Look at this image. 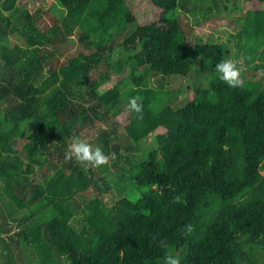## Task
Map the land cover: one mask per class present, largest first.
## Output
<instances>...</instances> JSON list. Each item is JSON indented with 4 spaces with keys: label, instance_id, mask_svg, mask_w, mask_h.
Here are the masks:
<instances>
[{
    "label": "trees",
    "instance_id": "trees-1",
    "mask_svg": "<svg viewBox=\"0 0 264 264\" xmlns=\"http://www.w3.org/2000/svg\"><path fill=\"white\" fill-rule=\"evenodd\" d=\"M54 1L61 15L43 28L39 11L0 0V264H164L166 254L181 264H264V72L243 88L220 80L215 66L228 59L229 38L188 43L186 0H150L161 12L145 23L126 0ZM211 1L235 10L249 0ZM237 20V51L246 64L264 61V9ZM75 29L84 48L51 65L44 46L63 52ZM192 70L205 83L173 104L179 88L165 90L164 78ZM132 97L141 98L142 120L128 111ZM122 114L125 142L111 126L88 142L115 153L109 165L65 161L68 138ZM16 140L27 141L25 151ZM111 189L119 197L106 204Z\"/></svg>",
    "mask_w": 264,
    "mask_h": 264
},
{
    "label": "rangeland",
    "instance_id": "rangeland-1",
    "mask_svg": "<svg viewBox=\"0 0 264 264\" xmlns=\"http://www.w3.org/2000/svg\"><path fill=\"white\" fill-rule=\"evenodd\" d=\"M54 2V0H19L18 5L22 8H27L32 13L39 11V13L42 14V16H44L45 18L44 21L42 20L43 23L41 24L44 28L46 26L49 27L52 23L56 22L57 17L61 15L60 10L57 11L55 10V8H53ZM186 2V7L190 10L185 11L183 9H180V16L181 21L185 25V28L187 30L190 29V31L187 32L188 43L193 44L196 35L207 37L209 34H213L215 36H221V38H229V45L228 47H226L225 54L228 59L230 58L239 62V66L243 69V78L259 79L263 76V70H261L260 72H255L251 68V66H253L254 64L264 63V61L258 58L254 61L247 62L246 64L245 59L237 51L238 47L241 44V41L239 43V38L233 36L232 34L235 33V31L241 29V23L237 20V18L244 15L247 10L264 9V2H259L258 0L244 1L241 6L236 8L235 10L230 9V1H226V5H228L230 8H223L221 10H218L211 0H186ZM222 2L225 1L222 0ZM126 3L131 8V11L134 13L136 21L138 23L157 21L159 18L161 9L153 5L150 0H126ZM77 36V30L75 29L73 31V35L71 36L75 40L73 45H68V49H63V47H61L63 52L56 50L52 45L44 46L47 48V50L53 52L51 65L59 66L62 63H65L68 57L73 56L74 54H76V52L84 48L82 45L79 46L77 40L75 39V37L77 38ZM15 39L16 38H10L9 43L11 45L13 43H16V41L20 43ZM119 39H121L120 36L118 37V40ZM120 50L121 48L115 50L114 55L116 56L118 53H120ZM125 75L126 71L122 72L120 75H112L108 82L101 85L100 89L111 87L121 76ZM205 75L206 74L198 73L196 70H192L191 73L186 76H172L168 79L164 78L163 83H165V90L173 91L175 90V88H179V92H177L173 97V104L180 105L181 103L185 102L186 99L191 96V91L187 87L193 83H205ZM146 81L149 85H157V81L154 76L146 77ZM110 122L111 125H108L101 121H97L95 126L82 130L81 132L83 135L80 134L78 136L89 142V140L95 138L101 127L108 128L109 126H111L116 129V135L118 136L117 143L122 144L127 139L125 138V130L123 128L124 124L127 123L126 115L122 114L118 115L117 117H111ZM154 133L155 132L148 135L146 141L147 143H143V149H146V147L148 146L147 144L153 141ZM67 140L70 144L71 138H68ZM14 145L19 150L25 151L28 143L26 140H16ZM137 155H140V151L135 153V156ZM33 176H35L36 178L38 177L36 174H34ZM118 197L119 195L115 189H111L108 192L102 194V198L106 204L115 202ZM78 201L80 202V205L84 204V201ZM21 258L17 259L18 264H24L23 259ZM60 262L62 264V261Z\"/></svg>",
    "mask_w": 264,
    "mask_h": 264
},
{
    "label": "clouds",
    "instance_id": "clouds-1",
    "mask_svg": "<svg viewBox=\"0 0 264 264\" xmlns=\"http://www.w3.org/2000/svg\"><path fill=\"white\" fill-rule=\"evenodd\" d=\"M215 71L219 74V79L227 86L231 88H243L245 86V80L242 75L243 69L239 66L238 61L230 58L222 59L216 64ZM128 111L134 113L138 120H142L143 104L140 97H132L129 99ZM64 158L66 162L75 160L85 170H88L90 168H100L109 165L110 160L115 159V153L105 154L101 147L93 146L81 137L74 136L64 153ZM194 230L192 224H186L183 232L186 236H189ZM159 244L161 247L167 248L164 240H160ZM164 264H181V261L177 256L166 254L164 256Z\"/></svg>",
    "mask_w": 264,
    "mask_h": 264
}]
</instances>
